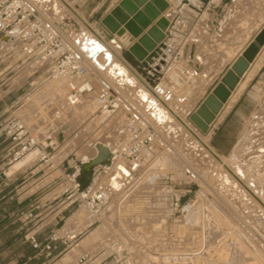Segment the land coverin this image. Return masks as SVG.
Listing matches in <instances>:
<instances>
[{
	"label": "rangeland",
	"instance_id": "rangeland-1",
	"mask_svg": "<svg viewBox=\"0 0 264 264\" xmlns=\"http://www.w3.org/2000/svg\"><path fill=\"white\" fill-rule=\"evenodd\" d=\"M32 1L46 17L56 20L66 39L72 42L79 51L83 49V52H80L88 59L95 73L117 91L115 102L121 105L122 108L118 109L121 113L119 115L111 113L106 118L95 117L88 123L91 117L86 116L93 113L98 106L94 105L92 109L85 105L83 109L70 110L71 104H68L67 98L75 95H68L66 92L67 78L46 79L48 74H43L44 70L39 74L40 78L36 73L34 74L36 78L30 80L28 76L35 68V65L31 63L36 60L24 61L19 42L14 37L0 47V56L5 61L14 64V71L8 77L13 80L11 81L13 89L11 99L15 102L8 114L13 112L14 115L11 116L18 117L37 138H39L38 129L43 127L44 122L65 133L77 124H86L82 129L84 134L90 131L93 123H98L105 130V137L99 139L113 148L114 145L119 144L117 142L122 140V135L118 131L124 122L123 113L137 114L125 108L131 104L138 112L142 111L144 117L153 121V113L149 104L152 100L153 104L158 105L168 115L165 122L167 126L171 125L175 128L169 132L166 138L168 140L165 141L170 147L168 146L167 150L164 149V153L159 156L154 154L151 161L145 160L138 165L133 162H122L119 157L117 162H113L107 168L113 176L110 179L107 178V181L105 177L108 185L102 193L104 206L102 213L100 212L98 216H93L84 208L82 197H80L78 203L80 207L75 212L73 220H76L82 227L96 220L89 228L91 232L87 235L89 237L92 234L94 242L84 243L86 236L83 244L98 247L96 249L99 254H103V257L110 256L108 259L120 257L124 264H264L263 87L255 88L254 85L249 87V91L256 92V95L252 97L254 99L246 97L240 114L228 120L226 128L229 134L237 135V137L240 135V137L231 153L228 156H221L209 144L212 125L206 134L195 128L194 123L189 121L188 115L183 114V111L171 112L152 96L150 90L140 81L139 74L133 72L130 67L128 68L138 78L137 84L132 85L112 78L108 73L110 64L113 61L122 62L117 50L113 49L109 40L102 38L105 40L104 43L90 33L85 28L82 18L69 15L63 9L61 0ZM4 30H0V36ZM75 38H78L77 42L74 41ZM10 46L13 51L7 54L4 50H9ZM93 46L97 47L95 52L92 51ZM106 52L110 53L111 62L107 61ZM180 65L168 70L166 75L169 72H174V76L178 75L186 91L198 87L195 94L197 96L205 88L204 77L201 72L194 76L193 71L187 69L182 63ZM174 76L171 80L176 83ZM32 82L36 83L32 84L33 87L29 86ZM173 84L169 83L168 88L175 87ZM246 84L238 90L242 91ZM142 85L147 89L148 102H141L138 98L140 90L144 89ZM52 87L55 88V93L52 92ZM238 90L237 94L227 101L217 118L222 117L224 112L231 107L241 93ZM163 91L166 92L165 87ZM174 91L177 96L181 94L176 87ZM164 95L167 93L161 95L166 100ZM173 98L172 100L167 98L166 102L171 104L175 101V97ZM30 99H34L32 108H29ZM77 111L79 114L76 115ZM177 114L181 115V120ZM71 115H75L73 117L76 119ZM9 118L1 121L3 128ZM156 126H158L157 123ZM2 137L3 139L0 137V177H3V173L10 176L23 169L37 156V162L31 168L35 172L33 178L48 170L46 174L53 175L43 183L52 184L57 176L63 174L55 168V156L50 152L49 147L47 150L52 154V159L48 163L39 160L41 153L35 149L15 164H9L7 153V141L9 140L4 135V131ZM94 137L92 132L87 136L88 139L85 137L86 141L80 139V146L74 149V153L77 156L81 155L87 141ZM118 137L121 139L119 140ZM214 139L215 143L224 144L221 133H217ZM159 145L158 148L161 147ZM94 151L92 145H89L86 150L89 155H93ZM31 154L34 155L29 158ZM150 157L152 156L147 159ZM64 165L67 167V164ZM237 165L241 166L244 171L243 176L236 171ZM123 170L127 171L123 172ZM199 174L205 176L207 183L199 177ZM98 179L101 180L100 177ZM98 179H95L94 184L99 181ZM37 182L20 180L16 184L17 188L29 189L32 192ZM84 185L91 187V178ZM64 187L66 184L61 187L60 191ZM140 204L147 205L140 206ZM36 205L39 204H33L32 208ZM8 209L7 207L0 208V218ZM32 212L33 216L29 219H34L37 215L34 210ZM71 220L67 221L71 222ZM11 222H13L12 217L0 219V257L3 259L1 260L3 264H13L11 257L15 252V246L8 241V225L13 224ZM78 239L79 235L77 241Z\"/></svg>",
	"mask_w": 264,
	"mask_h": 264
},
{
	"label": "crops",
	"instance_id": "crops-1",
	"mask_svg": "<svg viewBox=\"0 0 264 264\" xmlns=\"http://www.w3.org/2000/svg\"><path fill=\"white\" fill-rule=\"evenodd\" d=\"M120 1L61 0V3L63 9L69 15L79 16L83 19L84 26L90 33L108 41L104 36V30L106 29L100 22ZM161 1L166 4L164 7H161L158 0H147L145 5L137 8V13L131 16L130 19H133L141 28L139 36L148 34L163 51H165V48H170L171 52L167 54L166 58L167 65L162 68V77L167 76L166 72L168 70L181 66V63L187 69L193 71L194 76L201 72L206 85L197 94L191 105L185 106L181 104V106L175 101L171 102V104L167 102L165 104L171 112L183 111V114L189 115L195 111L211 88L220 82L224 72L231 67L264 26V0ZM116 39L114 37L112 41L119 43ZM263 47L264 44L259 47L255 57L249 62L247 69L236 83L237 85L245 81L248 77L246 86L237 96L231 107L224 112L222 117L217 118L218 114L222 112L227 100L223 102L219 112L215 114L214 122L212 121L208 124L209 127L212 125L209 144L221 156H228L240 137V135L239 137L237 135H230L226 126L230 118L240 114L246 97L254 99L252 97L256 95V92L249 91L248 88L254 85L255 88L263 87L264 89ZM11 51H13L11 46L9 50H4L7 54ZM117 52L119 57L123 58L127 62L126 64L130 65L136 71L142 66L141 62L128 57L126 47H123L121 43H119ZM258 58L263 59L258 60ZM23 59L24 61L36 60L34 63H31L35 65V68L34 71L31 70L32 72L28 76L30 80L36 78L34 76L36 73L38 78H40L39 74H41V71L45 70L43 74H48L49 61H42L38 56L23 57ZM13 65L0 56V108H2L0 110V137L2 139L3 126L1 121H5L6 118L14 115L12 114L13 112L8 114L9 109L15 102V100L11 99L13 93L11 81L13 80H10V77H8L14 71ZM90 80L93 85V90L87 94H83V96L89 100L96 98L100 100L99 92L106 80L102 79V77L100 78L96 73L90 76ZM33 83L36 84L32 82L29 86H32ZM235 87L230 90V93L233 92ZM66 92L68 95L74 94L70 90H66ZM18 97L20 98L19 95ZM172 99L174 98L172 97L170 100ZM33 104L34 99H30L29 108H32ZM119 107L122 108L120 104L118 105L115 102L104 112L98 106L93 113L86 116L91 117L88 123L95 117L106 118L111 113H117L119 115ZM140 112L142 113V111ZM177 116L180 120L182 119L181 115L177 114ZM46 124L44 122L42 124L44 128L38 129V137L48 142L49 150L55 156V168L62 171L63 174L57 176L52 184H48V182L47 184H45L46 182L43 183L46 180L48 181L49 177L53 175L46 174L48 170L44 171L38 177L33 178L35 172L31 168L37 162V156L33 162L23 169L14 172L10 176L3 173V177H0V208H9L0 219L5 217L13 218V222H11L13 224L8 225V241L15 246V252L13 253V257H11L13 258L11 262L13 264H74V261L80 254L86 252L92 256L94 264H124V262H121L122 258L120 257L118 259L117 257L108 259L110 256L103 257V254H99L98 247L96 249L93 246H85L83 244V240L91 232L89 228L96 220H93L83 227L76 220H73L75 212L80 207L78 205L80 196H85L88 193L96 178L98 179L100 177L104 179L106 169L112 165L114 151H111L110 146L99 139L105 137L104 128L101 124L93 123L90 131L84 134L82 129L86 124H77L68 133H65L63 130L55 128V126L51 127ZM122 128H120L119 132L124 134L125 130ZM92 132L95 135L94 139L87 141L86 146L82 149V154L77 156L74 153V149L80 146V139H85L86 141L87 136ZM217 133L222 134L224 144L215 143L214 137ZM7 142V153H9L11 147H9V141ZM119 142L121 143V140ZM89 145H92L95 150L93 155H89V152H86ZM98 146L105 147L108 153L106 160L99 164L93 163L99 154ZM152 159L153 156L147 160L151 161ZM64 164H67V167H64ZM90 178L91 187L85 186V182ZM20 180L38 182L32 188L34 190L30 192L31 190L29 189L17 188L16 182ZM71 181H79L81 183L82 189L81 195L79 194L80 196L67 198L60 191L61 187L65 184L66 186L70 185ZM33 204H39V208H32ZM31 210H34L35 213L37 212L34 219L27 217V212ZM69 219H72L71 222L67 221ZM55 232L62 235L76 233L79 235V239L76 243L65 247L61 242H57L56 247L53 249V255L50 258L39 254L38 249L33 248L28 239L31 235H34L37 241L43 244ZM0 260L3 259L1 258Z\"/></svg>",
	"mask_w": 264,
	"mask_h": 264
},
{
	"label": "built area",
	"instance_id": "built-area-1",
	"mask_svg": "<svg viewBox=\"0 0 264 264\" xmlns=\"http://www.w3.org/2000/svg\"><path fill=\"white\" fill-rule=\"evenodd\" d=\"M6 20V21H5ZM0 21L5 23V32L12 27H19L16 39L20 45V51L24 57L38 56L42 61H49L47 79L67 78L70 92L76 94H86L93 90L90 76L95 73L88 59L77 49L72 42H69L65 34L59 29L57 22L42 14L31 0H0ZM161 81V80H160ZM151 94L164 105L166 101L155 92L151 86L147 87ZM175 87L167 88L172 93ZM170 92L168 94H170ZM99 98L104 102L100 105L101 109L108 110L110 105L115 103V97L110 89L102 86ZM178 102L185 101V97L177 98ZM128 122L127 131L132 137L129 147L121 149L122 158H130L135 161L144 162L145 158L139 156V152L144 147L154 144L157 132L150 125H134V114L126 115ZM4 135L11 144L8 153V163L13 164L17 160L34 148H39L41 156L39 160L48 163L52 159V154L47 150L49 144L46 140L37 138L26 125L16 116H11L3 128ZM66 186L62 194L67 198H74L81 193V183ZM103 185L99 184L82 198V205L88 207L98 215L104 203L101 200ZM39 208L38 205L34 209ZM32 210L27 213V217H32ZM78 235H62L58 232L52 233L49 239L43 244L39 243L34 235L28 239L33 248L38 249L39 254L50 258L57 242L68 246L77 242ZM74 264H94L93 258L89 253H82Z\"/></svg>",
	"mask_w": 264,
	"mask_h": 264
},
{
	"label": "water",
	"instance_id": "water-1",
	"mask_svg": "<svg viewBox=\"0 0 264 264\" xmlns=\"http://www.w3.org/2000/svg\"><path fill=\"white\" fill-rule=\"evenodd\" d=\"M146 1L147 0H121L102 18L100 24L106 29L104 30V36L108 40L112 41L114 37H116V40L121 43L123 47H126L128 57L142 63V66L137 70L140 76L139 78L146 87H153L155 92L159 94L163 91L159 83L162 76V68L166 67L167 54L170 53L171 50L170 48H165V51H163L148 34L139 36L141 28L133 19H130L131 16L137 13V8L145 5ZM158 1L160 2L161 7L166 5L161 0ZM5 28V23L0 21V30ZM18 31L19 27H12L8 29L6 33L1 34L0 47L8 40H12ZM99 39L102 42L105 41L102 38ZM74 41L77 42L78 38H75ZM263 44L264 26L255 36L253 41L248 44L242 54L231 65V68L225 71L220 82H218L212 89L211 93L204 98L195 113L190 116L191 120L203 131H205L208 124L213 121L215 114L219 112L223 102L227 100L230 90L235 87L239 77L245 72L249 62L253 60L259 47ZM120 59L126 64L122 58ZM169 96L170 95L168 94L166 98H169ZM98 151L99 154L93 161V163L97 164L105 161L108 157L105 147L98 146ZM0 264H3L1 260Z\"/></svg>",
	"mask_w": 264,
	"mask_h": 264
},
{
	"label": "bare ground",
	"instance_id": "bare-ground-1",
	"mask_svg": "<svg viewBox=\"0 0 264 264\" xmlns=\"http://www.w3.org/2000/svg\"><path fill=\"white\" fill-rule=\"evenodd\" d=\"M32 1V0H31ZM32 3H33V1H32ZM34 4V3H33ZM35 6V5H34ZM37 8V7H36ZM41 13H42V11L39 9V8H37ZM43 14V13H42ZM169 16H171V15H169ZM6 21V20H5ZM97 28V27H96ZM61 30V29H60ZM96 36V35H95ZM16 37V36H15ZM97 37V36H96ZM17 38V37H16ZM98 38V37H97ZM109 42H111V44H112V47H113V49H115V50H118V47H119V43H117V42H114V41H110L109 40ZM96 48L97 47H95V46H93L92 47V51L93 52H95V50H96ZM263 49H264V47H263ZM262 49V50H263ZM260 55L262 56V54L260 53ZM105 57H106V59H107V61H109V62H111V55H110V53L109 52H106V54H105ZM123 59V58H122ZM259 59H263V58H258V60ZM125 61V60H124ZM126 62V61H125ZM258 62H260V61H258ZM127 63V62H126ZM259 64V63H258ZM128 65V64H127ZM125 63H123V62H121V63H118V62H112L111 64H110V67H109V75H111V77L112 78H117V79H119V81L121 82V81H123V82H127V83H129V84H137V80H138V78H137V76H136V74L135 73H133V72H136V73H138L135 69H133L130 65H128L129 67H130V69L133 71H131L129 68H128V66H127ZM231 68V67H230ZM172 70V69H171ZM178 73V72H177ZM225 73V72H224ZM168 76H166V77H162V79H161V82H160V86L162 87V90H163V88L165 87V90H166V92L164 93V91H162V92H160L159 94H160V96L161 95H163V94H166L167 93V95H168V93L170 92L169 91V89H167L169 86H168V84L169 83H174L175 84V87L177 88V90L178 91H181V94L180 95H176L175 94V91H174V89L172 90V93L170 92V96H169V98L168 99H171L172 97H175V102L176 103H178V104H184L185 106H187V105H191V103L195 100V97H196V92L198 91L197 90V88L198 87H193L190 91H189V89L186 91V90H184V84H182L181 85V83H182V80H181V78H178V75L177 76H174L175 74H174V72H169L168 74H167ZM173 76H174V78L176 79V83L175 82H173L171 79H173ZM223 76V75H222ZM221 76V77H222ZM140 77V76H139ZM167 77H169V78H167ZM56 79H60V78H56ZM63 79H65V78H63ZM140 79V78H139ZM174 79V80H175ZM248 77H247V79L245 80V81H243V82H241V83H239V84H237L236 85V87H235V89L233 90V92L232 93H230V95H229V98L227 99V101H229V99H231L232 97H234L235 96V94H237L236 93V91L239 89V88H241V86H243L244 84H246V82L248 81ZM140 81H141V79H140ZM55 82H57V81H55ZM142 82V81H141ZM194 83V82H193ZM92 84V83H91ZM143 84V83H142ZM173 84V85H174ZM179 84V85H178ZM217 84V83H216ZM215 84V85H216ZM65 85V84H64ZM67 87H68V79H67ZM144 85V84H143ZM142 85V87L144 88V86ZM181 85V86H180ZM194 86H195V84H193ZM214 85V86H215ZM103 86H106V87H108L109 89H110V91H111V93H112V95L115 97V100H116V95H117V91L112 87V86H110L109 84H106V82H104V85ZM214 86L211 88V90L208 92V94H210L211 93V91H212V89L214 88ZM65 87V86H64ZM146 87V86H145ZM66 88V87H65ZM147 88V87H146ZM190 88H191V86H190ZM64 89V88H63ZM148 89V88H147ZM147 89H142V90H140V92H139V95H138V98L141 100V102H148V94H147ZM52 92H54L55 93V88L54 87H52ZM66 90H69V87H68V89H66ZM146 90V91H145ZM239 91V90H238ZM241 91V90H240ZM240 91H239V93H240ZM182 93H184V94H182ZM87 94V93H86ZM207 94V95H208ZM73 95H75L74 97H68L67 98V101L69 102L68 104L70 105L71 104V108H70V110H72V111H74L75 109L77 110H80V109H83V108H85L84 106L86 105V106H89V107H92V109L95 107L94 105H96V106H100V105H102V103L104 102L103 100H99V99H92V100H89L87 97H83L82 95L83 94H78V93H76V94H73ZM167 95H164V96H167ZM206 95V96H207ZM153 96V95H152ZM182 96H184L185 97V101H183V102H178L177 101V98H179V97H182ZM205 96V97H206ZM90 97H92V96H90ZM154 97V96H153ZM204 97V98H205ZM93 98V97H92ZM155 98V97H154ZM163 98V97H162ZM165 98V97H164ZM155 99H157V98H155ZM235 99V98H234ZM158 100V99H157ZM166 100H167V98H166ZM165 100V101H166ZM204 100V99H203ZM202 100V101H203ZM159 101V100H158ZM227 101H226V103H227ZM232 101V100H231ZM161 103V102H160ZM202 103V102H201ZM200 103V104H201ZM226 103H225V105H226ZM128 104V103H127ZM126 104V105H127ZM149 104L151 105V112L153 113V116H152V118L154 119L153 121H151L152 119H149V118H146V117H144L143 116V114L139 111H137L131 104L130 105H128L125 109H127V110H133L134 112H137V114H135V113H132V112H125V113H123L124 115H125V118H124V122L122 123L123 125L122 126H120V128H124V130H125V133L124 134H121L122 135V140H121V143L120 142H117V143H119L117 146H115L114 145V147L113 148H111V151L113 150L114 151V158H113V162H117L118 161V158L119 157H121V160H122V162L124 161V162H133V163H135V164H140V163H143V162H141V161H135V160H133V159H130V158H122V154H121V149H123V148H127V147H129L130 146V144L132 143V137H131V135H130V133H129V131H127V127H128V122H127V120H126V115L128 114V113H132V114H134V117H135V119L136 120H134V125H135V123L136 124H143V125H150V126H152L154 129H155V131L157 132V134H156V137H155V141H154V144L152 145V146H150V147H144V148H142L141 150H140V152H139V156L140 157H142V158H145V160H147V157H149V156H153L154 154H156L157 156H159V155H161L162 153H164V149L165 150H167L166 148H169L170 146L167 144V143H165V141L167 142V140L168 139H166V138H168V134H169V132L170 131H172V130H174L175 128H173L171 125H169V127L167 126V123H165L166 121H167V119H168V115L166 114V112L163 110V109H161L160 107H158V105H156V104H153L152 103V100H150V102H149ZM162 105H164L163 103H161ZM199 104V105H200ZM198 105V106H199ZM94 106V107H93ZM164 106H166V105H164ZM182 106V105H181ZM198 106H197V108H198ZM167 107V106H166ZM225 107V106H224ZM168 108V107H167ZM196 108V109H197ZM96 109V108H95ZM169 109V108H168ZM196 109H195V111H196ZM103 110V109H102ZM105 110V109H104ZM142 110V109H141ZM184 110H186V109H184ZM107 111V110H106ZM195 111L193 112V113H190L189 115H188V119H189V121H191V122H193L192 120H191V118H190V116L192 115V114H194L195 113ZM78 113H76L75 112V114L77 115V114H79V111H77ZM81 112V111H80ZM113 112V111H112ZM123 112H124V110H123ZM185 112V111H184ZM121 113V112H120ZM72 114V113H71ZM74 114V113H73ZM81 114V113H80ZM83 114V113H82ZM81 114V115H82ZM85 114V113H84ZM80 115V116H81ZM113 115V114H112ZM122 115V114H121ZM73 116H75V115H71V117L72 118H74ZM80 116H77V117H79L80 118ZM114 116V115H113ZM112 117V116H111ZM119 117V116H118ZM72 118H71V120H72ZM121 118H122V116H121ZM74 119H76V118H74ZM73 119V120H74ZM78 119V118H77ZM116 119V118H115ZM120 119V118H119ZM155 122V123H154ZM72 123V122H71ZM156 123L158 124V126H156ZM194 123V122H193ZM211 123V122H210ZM112 124V123H111ZM194 125V127L195 128H197L199 131H202V132H205L206 134L209 132V126L207 127V129L205 130V131H203L197 124H193ZM196 125V126H195ZM120 128H119V130H120ZM122 128V129H123ZM200 128V129H199ZM118 130V129H117ZM119 132V131H118ZM122 132V131H121ZM175 132V131H174ZM126 136V137H125ZM119 138V137H118ZM121 138H119V140L121 139ZM164 139H166V140H164ZM116 140H118V139H116ZM115 140V141H116ZM123 142V143H122ZM161 145V147H159L158 148V145ZM159 145V146H160ZM112 146H113V144H112ZM169 146V147H168ZM35 149H38L39 151H40V149L39 148H34V149H32V150H30L29 152H31V151H33V150H35ZM162 149V150H161ZM29 152H27L24 156H26ZM40 153H41V151H40ZM94 153H95V151H94ZM35 154V153H34ZM34 154H31L30 156H29V158L31 157V156H33ZM22 159V158H21ZM20 160V159H19ZM19 160H17V161H19ZM16 161V162H17ZM120 161V160H119ZM16 162H14L13 164H15ZM112 162V163H113ZM124 168V167H123ZM235 169H236V171L239 173V175H241V176H243L244 174V171L242 170V168H241V166H239V165H237L236 167H235ZM109 170V169H108ZM108 170L106 169V176H104V179H101V180H99L96 184H94L92 187H91V189H94L97 185H99V184H102L103 185V191L105 190V187H106V185H108L107 184V178H111L112 176H113V173L110 175V172H108ZM125 171H127V170H123V172H125ZM7 175V174H6ZM110 175V176H109ZM109 176V177H108ZM105 177H106V181H105ZM199 177L204 181V182H206L207 183V181H206V179H205V176H202L201 174H199ZM75 182L73 181L72 182V184H74ZM114 185H117V183H114ZM103 191H102V193H103ZM102 193H101V200H102V203H104L103 202V197H102ZM80 195H81V193H80ZM79 195V196H80ZM81 197V196H80ZM82 198H84V196H82ZM145 205H147V204H140V206H145ZM84 208L90 213V214H92L93 216H98V215H96L95 213H93V211L92 210H90L88 207H86V206H84ZM102 213V212H101ZM76 233H68V235L69 236H71V235H75ZM92 235V234H91ZM87 236V239L84 241V243H93L94 241H93V237L92 236Z\"/></svg>",
	"mask_w": 264,
	"mask_h": 264
}]
</instances>
